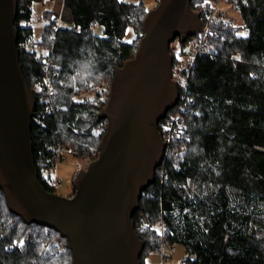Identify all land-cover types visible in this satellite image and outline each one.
I'll return each mask as SVG.
<instances>
[{
  "label": "trees",
  "instance_id": "1",
  "mask_svg": "<svg viewBox=\"0 0 264 264\" xmlns=\"http://www.w3.org/2000/svg\"><path fill=\"white\" fill-rule=\"evenodd\" d=\"M45 1L54 0H18L15 28L36 100L31 141L38 179L57 194L43 176L54 148L88 163L99 158L107 128L101 107L116 70L136 56L149 12L143 1L64 0L61 16L45 9L37 32L34 6ZM229 1L239 23L217 13L207 24L216 0H192L207 27L202 52L184 64L188 43L180 37L181 48L171 52L172 73L188 87L178 84L177 104L158 123L164 140L184 103L182 127L166 144L155 181L132 217L145 245L141 264L164 244L184 248L180 264H264V0ZM96 25L104 36L95 35ZM129 27L132 43L124 40ZM200 35L191 37L195 46ZM0 264H74L68 239L12 212L1 186Z\"/></svg>",
  "mask_w": 264,
  "mask_h": 264
},
{
  "label": "water",
  "instance_id": "2",
  "mask_svg": "<svg viewBox=\"0 0 264 264\" xmlns=\"http://www.w3.org/2000/svg\"><path fill=\"white\" fill-rule=\"evenodd\" d=\"M191 2L161 0L149 12L139 50L116 70L100 113L108 124L99 158L80 171L76 194L66 198L38 179L31 141L36 100L19 61L18 0H0V186L12 212L68 239L74 264H141L145 245L132 217L165 157L158 123L179 99L170 44L203 30Z\"/></svg>",
  "mask_w": 264,
  "mask_h": 264
},
{
  "label": "rangeland",
  "instance_id": "3",
  "mask_svg": "<svg viewBox=\"0 0 264 264\" xmlns=\"http://www.w3.org/2000/svg\"><path fill=\"white\" fill-rule=\"evenodd\" d=\"M127 1L132 2V3H139L141 1H143L147 6L148 12H151L152 10L157 8L159 3L161 2V0H127ZM63 7H64V0L45 1V3L35 4V6H34V21H35L34 25L37 26V32L39 31V28H41L45 24V21L42 18L44 15L45 9H49L52 12L59 14V16H61L63 13ZM191 8H192V6H191ZM231 8H232V5L230 4L229 0H218V2L215 4L216 11L214 9L211 16L214 15L215 13L216 14L222 13V15L226 17V19H225L226 21L227 20L228 21L229 20H235L236 23H239L241 20L239 13L236 10H232ZM193 12H196V11L193 10ZM145 21H146V19H145ZM144 24H145V22H144ZM201 25L203 26L202 22H201ZM129 29L131 31H128ZM128 30H127L126 35L124 37V40L127 43L129 40L133 41L135 38V32H134L133 28L129 27ZM196 31H199V29H197ZM203 31H204V27H203L202 32ZM206 32H207V29H206ZM94 33H95V35L100 36V37L105 35L103 27L101 25H96L94 27ZM200 33L201 32H198V35ZM200 36H202V34ZM191 37L192 36H189L188 38L186 37L185 42H187L188 45H186L185 51L189 50V49L196 51L198 49L197 46L194 45L196 40L192 39ZM180 43L181 42L179 40V37H177L170 44V53L171 52L173 53L175 51L178 52L179 49L181 48ZM180 60H184L183 63L186 64L188 62V56L186 57L185 55H181ZM172 67H173V65H172ZM177 70L178 69L176 68V71ZM172 80L174 82H176V84L178 86V84L182 80V78L180 77L179 74H177V75L173 74ZM112 82L109 85V98L111 95ZM64 154H66V156H67L66 159L59 161L56 168H51V169L49 168V170L45 171L44 173L50 174V172H51L52 176L54 177L55 182L52 185L54 186L57 195L62 196V197H66V198H72L73 193H74V188H75V181H73V176L77 172L79 174L80 171L87 170L90 163H88L86 161L78 160V159L74 158L71 154H67L66 152ZM163 248H165V250H164L165 256H163V254H162ZM184 257H186V253H185L184 248L182 246L177 245L174 247H169V246H166V244H164V245H162V248L160 249V251L152 252L149 255H147L145 257V263L146 264H180Z\"/></svg>",
  "mask_w": 264,
  "mask_h": 264
},
{
  "label": "built area",
  "instance_id": "4",
  "mask_svg": "<svg viewBox=\"0 0 264 264\" xmlns=\"http://www.w3.org/2000/svg\"><path fill=\"white\" fill-rule=\"evenodd\" d=\"M218 2V0H216V3ZM216 11V9H215ZM216 14V13H215ZM215 14L212 15L208 20H207V24H209L211 22V20H213V18L215 17ZM226 19V17L224 16V20ZM206 29L207 27L204 28V31L201 32L200 34H202L201 38V42L198 44L197 46V50L194 51V50H186V54L188 55V59L192 60V58L195 57V55L199 54L200 52H202V45H203V39H204V36L206 34ZM176 52V51H175ZM187 57V56H186ZM48 63H50V61H48ZM182 78V77H181ZM46 82L48 83V79H46ZM180 84V87L184 90H187V81L185 79L182 78V80L179 82ZM49 85V83H48ZM184 111V103L182 102V104L178 107V110L177 112L174 114V117L172 118V122H171V125L167 128L166 132H165V135H164V142L166 144H169L172 139L176 136V134L179 132V130L181 129L182 127V121H181V118H180V114ZM54 152H55V155H54V158L50 161L47 162V170L45 171H48L49 168H56L57 164L59 161L61 160H64L67 158L66 154H64L65 152L62 150V148L60 147H55L54 148ZM43 176L48 179L49 177L52 179V184H54L55 182V179L54 177L52 176L51 172L50 174H43ZM159 229H160V232L162 234V236L165 235V226L163 223H161L159 225ZM173 249V248H172ZM165 248L162 249V254L163 256H165V252H164Z\"/></svg>",
  "mask_w": 264,
  "mask_h": 264
},
{
  "label": "flooded vegetation",
  "instance_id": "5",
  "mask_svg": "<svg viewBox=\"0 0 264 264\" xmlns=\"http://www.w3.org/2000/svg\"><path fill=\"white\" fill-rule=\"evenodd\" d=\"M45 84H46V86L48 87L49 85H48V83L45 81ZM107 104H108V101H107ZM107 104H106V106H107ZM106 106H104V107H101V111H102V109H104V108H106ZM101 113V112H100ZM99 120H103V121H105L106 120V122H107V124H108V119L105 117V118H100L99 117ZM106 132H107V128H106ZM106 132H105V134H106ZM160 133V132H159ZM104 134V135H105ZM104 135H103V137H104ZM102 140H103V138H102ZM102 142V141H101ZM100 146H101V144H100ZM92 163V162H91ZM90 163V164H91ZM90 166V165H89Z\"/></svg>",
  "mask_w": 264,
  "mask_h": 264
},
{
  "label": "snow or ice",
  "instance_id": "6",
  "mask_svg": "<svg viewBox=\"0 0 264 264\" xmlns=\"http://www.w3.org/2000/svg\"><path fill=\"white\" fill-rule=\"evenodd\" d=\"M128 31H131L130 29ZM240 35H245L244 33H241ZM128 43H132L131 40L128 41ZM45 55H47V53H45ZM20 244H23V241H20Z\"/></svg>",
  "mask_w": 264,
  "mask_h": 264
}]
</instances>
